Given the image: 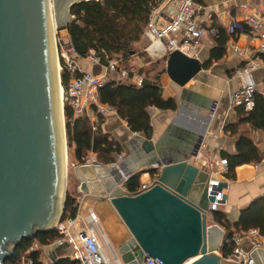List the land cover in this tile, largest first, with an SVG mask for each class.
<instances>
[{
    "label": "water",
    "instance_id": "95a60500",
    "mask_svg": "<svg viewBox=\"0 0 264 264\" xmlns=\"http://www.w3.org/2000/svg\"><path fill=\"white\" fill-rule=\"evenodd\" d=\"M83 1L89 0H0V264L22 240L54 230L64 213L66 122L64 160L57 144L56 123L61 120L49 32L53 19L56 30L65 29L73 20L71 8ZM203 66L199 59L175 51L169 55L167 73L184 86ZM62 111L65 114L64 103ZM142 136L137 134L135 140L138 167L127 165L124 170L130 175L148 167L155 178L137 195L119 185L117 166L74 168L79 191L109 200L127 227L128 234L116 247L122 263L143 264L151 256L164 264H238L219 254L225 229L209 224L215 196L208 195L207 186L218 174L192 162L197 150L185 158L166 155L153 139ZM204 137L197 136V149ZM156 163L157 169L152 167ZM225 180L222 177L214 189H221ZM251 257L252 264H264V245Z\"/></svg>",
    "mask_w": 264,
    "mask_h": 264
},
{
    "label": "trees",
    "instance_id": "16d2710c",
    "mask_svg": "<svg viewBox=\"0 0 264 264\" xmlns=\"http://www.w3.org/2000/svg\"><path fill=\"white\" fill-rule=\"evenodd\" d=\"M163 0H89L75 4L71 8L73 20L65 28L69 39L65 44H72L81 58H86L90 50H94L103 66L108 60L119 57L129 64L131 58L137 54L136 46L141 42L145 28L149 22L153 7ZM218 35L213 38L214 47L206 67L213 61L223 58L226 53V44L230 34L226 28L219 26ZM61 82L65 90L69 81L79 73H72L60 57ZM144 82L137 86L129 79H113L98 89L100 101L116 109L117 114L127 122L129 129L134 133H142L151 139L154 131L149 107L160 110H176L174 99H165L160 86L161 72L150 77L143 70ZM237 121L227 124L225 132L239 135L236 142V152H223L222 158L227 160V172L224 177L233 180L236 168L244 164H260L264 160V147L259 146L249 132L252 129L264 133V94L259 91L255 94V105L252 110L238 108ZM66 122L67 150L73 152L76 161L83 164L90 151L97 154L98 160L104 165L114 163V155L121 154V147L109 135L104 133L99 124L96 132L92 131V124L88 117L74 118L73 110L68 102L64 105ZM154 174V172H153ZM141 172L130 174L124 183L127 192L137 195L140 193ZM78 209V199L69 188L66 195L65 208L62 220L72 218ZM214 222L225 229V235L220 249L224 258H229L235 244L231 241L234 236H242L250 229H258L264 237V198L256 201L248 210L241 213L239 221L232 223L225 213L220 210L213 213ZM60 235L57 230L39 232L35 237L24 239L16 246L12 255L5 260V264H25L28 259L32 264H43L40 250L26 255L34 242L41 246L54 243ZM54 264H81L71 261L66 256L58 257Z\"/></svg>",
    "mask_w": 264,
    "mask_h": 264
},
{
    "label": "built area",
    "instance_id": "2783aa9c",
    "mask_svg": "<svg viewBox=\"0 0 264 264\" xmlns=\"http://www.w3.org/2000/svg\"><path fill=\"white\" fill-rule=\"evenodd\" d=\"M49 1L52 4L54 0ZM236 8L234 15L230 10L225 26L230 34L226 44L227 51L244 58L243 64L236 67L232 74V77L237 78L240 83L239 88L229 97L230 106L235 112L241 107L245 110H252L255 105V94L261 91L255 81L254 73L264 67V0H253L251 4L242 3ZM219 18L218 13L207 10V6L202 0H163L152 8L149 22L145 28L144 36L150 41L147 51L155 55L162 50L166 53L178 51L188 58L199 59L205 37L214 38L218 35ZM243 32L249 33L256 43L240 47L236 37ZM60 57L63 58L68 70L72 73H79L78 76H73L70 79L68 89H64L65 98L63 100L65 99V102L71 106L74 118L86 116L90 119L93 132L98 131L101 117L117 113L115 108L102 103L98 95V89L112 80V74L118 75L119 79H129L137 86H141L145 79V76L135 66L123 62L119 57L110 58L105 66L101 64L94 50H90L86 58H81L72 44H65ZM80 60H88L91 64L102 67L103 73L96 74L85 70L81 66ZM205 75H208V72ZM218 106V102H215L209 112L211 118L216 116ZM153 108L155 107L148 108L150 116ZM204 143L205 139L195 158L203 156ZM85 164L100 165L97 162L96 154L92 151H90V156ZM110 165L119 168L122 174L119 185L124 188V183L130 176L125 173L126 157L120 154L118 160ZM203 165L210 174H218V179H210L207 186L208 195L215 196L209 209L218 211L226 202L229 181L225 180L221 189H214V186L218 187L221 183L222 177L227 172L228 163L225 158H221L217 161L206 160ZM152 167L157 169L159 164H153ZM150 185L142 184L140 192L147 190ZM83 202L82 199L79 200L74 217L61 219L56 224L55 229L60 237L56 239L55 243L59 246H68L69 252L66 257L71 261L81 264H123L104 231L98 214L91 207L87 208L86 213H83ZM244 237L251 240L252 251L264 244V237L260 235L258 229H250L242 236H234L231 241L235 244V248L227 258L231 262L253 263L251 252L241 247ZM40 248L41 245L36 241L26 255L28 256L30 252H36ZM25 264H32V260L28 259ZM143 264L164 263L157 258L147 256L143 260Z\"/></svg>",
    "mask_w": 264,
    "mask_h": 264
},
{
    "label": "crops",
    "instance_id": "0c3cea01",
    "mask_svg": "<svg viewBox=\"0 0 264 264\" xmlns=\"http://www.w3.org/2000/svg\"><path fill=\"white\" fill-rule=\"evenodd\" d=\"M207 6L208 11H214L220 15L218 25L225 28L227 20L231 14H235L236 6L242 3L251 4L253 0H202ZM174 8V7H172ZM68 41V31L65 32ZM64 36V37H65ZM243 39L242 33L237 35L236 41L239 45ZM256 41L250 39L247 45L255 44ZM240 46V45H239ZM214 47V40L210 36L205 37L202 51L200 53V62L204 64L203 71L184 86H180L167 73V61L171 53L162 50L160 59L164 60V71L159 77L165 99H174L176 110H160L153 108L151 110V123L154 134L151 139L158 143L163 154L185 158L188 155L198 152L197 136L205 134V143L203 146V156L194 158L192 162L198 166L205 164L206 160L217 161L222 158L223 152L235 153L236 142L239 135L225 132L227 124L237 121V112L230 106L229 97L240 86L239 80L232 77L236 67L244 62V58L234 53H226L222 59L213 61L209 64L211 52ZM153 62H150V64ZM81 66L96 74L103 73V68L91 64L88 60H80ZM206 69V70H205ZM208 72V75H205ZM112 78H118V75L112 74ZM258 88L264 94V67L254 73ZM215 102H218L216 116L211 118L209 112ZM99 124L104 133L108 134L110 139L114 140L122 149L121 155L127 159V165L130 169L138 167L135 159V140L136 135L142 133L132 132L125 120L117 113L101 117ZM248 126H242L243 131L249 132L254 139L259 142L260 147H264V133L257 130H246ZM146 138L144 135L142 136ZM120 154H115V161ZM90 152L88 153V157ZM114 161V162H115ZM204 166V165H203ZM148 168V167H147ZM146 167L138 171L141 172V183L151 184L154 180L153 172H148ZM229 181V190L226 195V202L221 206L220 211L225 213L232 223L239 221L243 211L248 210L256 201L264 198V160L259 164H244L236 168V176ZM83 200V213L87 208H93L98 214L102 227L109 237L113 247L123 242L128 234L127 227L113 208L109 200L103 201L96 195H84L80 193V200ZM211 216L209 224H214ZM264 245V244H263ZM241 247L252 252L251 240L242 238ZM117 251V250H116ZM69 252L67 245L59 246L55 242L41 246L40 258L43 264H54L58 257L66 256ZM56 253L57 258H55ZM220 254V251H219Z\"/></svg>",
    "mask_w": 264,
    "mask_h": 264
},
{
    "label": "rangeland",
    "instance_id": "374dc122",
    "mask_svg": "<svg viewBox=\"0 0 264 264\" xmlns=\"http://www.w3.org/2000/svg\"><path fill=\"white\" fill-rule=\"evenodd\" d=\"M65 32H66V29L56 30L55 36H54L55 46H57L56 54L57 53L59 54V58L61 56V52L65 48V42H66V36H65L66 33ZM242 35H243V39L241 42H239V45H240V47H245L246 44H248V42L250 41L251 35L249 33H246V32H243ZM149 44H150V41L148 40V38H146L143 35L141 42H139V44L135 48L137 50V54H135L131 58V61L129 64H131L132 66H135L138 70H143L146 75H149L150 77H154V75L159 73V72L163 73V71H164V60L159 58V57H162L161 56L162 53H159L157 55H155V54L153 55V53L147 51V47L149 46ZM60 45H62V46H60ZM150 62H153V63L150 64ZM60 71H61V67H60ZM195 73L197 74L198 71ZM63 90H64V88H63ZM63 98H65L64 92H63ZM63 103L65 105V99L63 100ZM67 155H68L67 156L68 157L67 191L70 188L71 191L76 195L78 202H79L80 193H81L79 191L80 183L76 177L74 168H75V165H81V164H79L76 161V159L74 157V153L72 151L68 152V150H67ZM96 157H97V154H96ZM87 159H88V155L86 157V160ZM97 162L100 165H104L98 160V158H97ZM83 164H85V163H83ZM108 166H111V165H108Z\"/></svg>",
    "mask_w": 264,
    "mask_h": 264
},
{
    "label": "bare ground",
    "instance_id": "6f19581e",
    "mask_svg": "<svg viewBox=\"0 0 264 264\" xmlns=\"http://www.w3.org/2000/svg\"><path fill=\"white\" fill-rule=\"evenodd\" d=\"M56 23L55 20L53 19L51 21V29H50V35H49V43L51 42L52 44V51L50 52V63L51 66L55 68V73L57 77V87H56V93H57V102H58V111L60 113V120L61 122H58V116H57V123H56V133H57V144L60 146L62 149V153L64 155V160H65V133H64V124H65V115L63 114L62 111V104H63V86L61 84V79H60V60L57 52V46H55L54 42V36L56 32ZM154 55V54H153ZM53 64H52V62ZM65 166V163L63 162V167ZM65 169V167H64ZM63 189L64 187L62 186L61 188V193L63 195Z\"/></svg>",
    "mask_w": 264,
    "mask_h": 264
}]
</instances>
